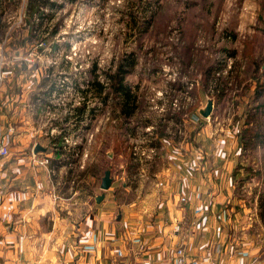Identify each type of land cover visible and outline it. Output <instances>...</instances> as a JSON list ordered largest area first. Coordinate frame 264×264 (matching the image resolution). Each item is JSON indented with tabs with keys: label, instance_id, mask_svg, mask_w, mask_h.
I'll list each match as a JSON object with an SVG mask.
<instances>
[{
	"label": "rangeland",
	"instance_id": "rangeland-1",
	"mask_svg": "<svg viewBox=\"0 0 264 264\" xmlns=\"http://www.w3.org/2000/svg\"><path fill=\"white\" fill-rule=\"evenodd\" d=\"M151 12L154 18L142 34ZM129 13L137 28L129 25ZM0 48L13 69L0 92L20 102L17 120L20 113L38 112V123L83 121L82 159L95 184L100 185L105 168L113 181L146 183L151 164L133 160L131 148L151 142L157 150L165 148L166 137L178 151L194 141L200 148L213 145L228 157L243 156L260 171V182L264 177V0H0ZM130 51L137 64L125 78L138 107L130 122L116 128L111 115L117 110L89 89L90 69L97 65L96 73L107 70ZM40 91L48 95L46 100L32 105L30 97ZM207 100L212 108L203 118ZM190 114L198 117L196 125L204 120L207 128L198 139V133L190 138L185 124ZM17 120L13 118L15 125ZM73 138L69 143L77 144ZM159 154L152 163H160ZM250 197L238 201L246 204ZM260 201L261 229L255 211L234 213L235 231H256L253 246L261 248L262 194Z\"/></svg>",
	"mask_w": 264,
	"mask_h": 264
},
{
	"label": "crops",
	"instance_id": "crops-1",
	"mask_svg": "<svg viewBox=\"0 0 264 264\" xmlns=\"http://www.w3.org/2000/svg\"><path fill=\"white\" fill-rule=\"evenodd\" d=\"M40 92L29 94L32 105L46 100ZM7 96L0 92V132L18 116L20 102ZM21 114L10 154L0 159V264H166L179 244L193 264H264V246H253L256 231H235V209L255 211L261 223L264 197V177L243 156L194 141L178 151L158 136L165 148L160 163L149 162L146 183L112 181L96 202L102 191L82 159L83 121L38 123V112ZM194 115L185 124L198 139L207 128ZM67 134L77 144L64 143ZM44 156L48 162H38ZM247 194L249 202L239 203Z\"/></svg>",
	"mask_w": 264,
	"mask_h": 264
},
{
	"label": "trees",
	"instance_id": "trees-1",
	"mask_svg": "<svg viewBox=\"0 0 264 264\" xmlns=\"http://www.w3.org/2000/svg\"><path fill=\"white\" fill-rule=\"evenodd\" d=\"M74 1L76 0H70V2ZM154 14L155 13L151 12L149 17L145 20L144 25L141 27L142 34L148 30L147 28L151 24ZM134 19L135 16L129 13V25L132 28H137L138 25L134 23ZM56 31V28H54L48 32V38L54 35ZM136 64V55L134 51H130L129 53H124L117 57L107 70L96 73V71L100 69L97 65H93L90 69L91 80L88 81L89 89H93V93L100 97L102 103L110 102L113 109L117 110L116 113L113 111L114 114L111 115V118L117 120L115 123L116 125H113L115 127L118 126V128L124 127V123L128 122V119L132 118L137 111L138 104L136 94L133 93L125 78ZM98 76L100 77L97 79ZM244 131H246L245 128Z\"/></svg>",
	"mask_w": 264,
	"mask_h": 264
},
{
	"label": "built area",
	"instance_id": "built-area-1",
	"mask_svg": "<svg viewBox=\"0 0 264 264\" xmlns=\"http://www.w3.org/2000/svg\"><path fill=\"white\" fill-rule=\"evenodd\" d=\"M27 59V58H26ZM28 60V59H27ZM13 60H9L11 62ZM13 73L12 66L8 64V61L5 60V56L3 53V50L0 48V85L3 83L4 79L9 77ZM54 90H49V94L52 95ZM46 108L48 107L47 105L45 106ZM47 109L45 112L47 113ZM193 121L196 122L198 120L197 116H193ZM8 126L5 128V132H0V159L6 158L10 154V144L12 142V137L13 134L15 133L14 127L12 125H15L14 122L8 123ZM53 129L50 130V133L53 134L55 130L54 127ZM148 129V128H147ZM63 141L64 143L69 144H75V141H72V143H69L67 135L63 136ZM157 148L156 146L149 144L146 147H142L141 144H133L131 148V157L133 160L138 159L140 163L147 162L149 164L150 161H152L156 156L157 153ZM143 160V161H142ZM38 162L40 163H47L48 159L46 156L43 158L39 159ZM139 163V164H140ZM179 201H185V197H179ZM179 230V224H176L173 227V231L176 232ZM173 254L168 258L166 264H193L189 260V256L187 251H185V248L182 244H179L175 249L173 250Z\"/></svg>",
	"mask_w": 264,
	"mask_h": 264
},
{
	"label": "water",
	"instance_id": "water-1",
	"mask_svg": "<svg viewBox=\"0 0 264 264\" xmlns=\"http://www.w3.org/2000/svg\"><path fill=\"white\" fill-rule=\"evenodd\" d=\"M19 53H20V51L18 50L16 53H14V55L17 56V55H19ZM211 105H212V100H207L205 108L203 110H201V116L203 118H207L210 115L211 108H212ZM36 148H38V147H36ZM102 174L103 175H102L101 182H100V185H99V189L102 190V193L99 194L98 196H96V199H95L96 202H100L103 199L104 191L109 188V186L111 185V183L113 181V178H112V176L110 174V170L109 169H104Z\"/></svg>",
	"mask_w": 264,
	"mask_h": 264
}]
</instances>
